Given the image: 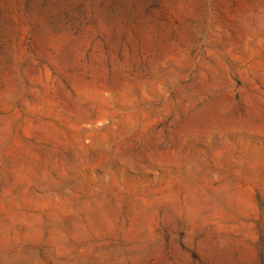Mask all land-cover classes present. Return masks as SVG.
I'll return each instance as SVG.
<instances>
[{
  "label": "rangeland",
  "instance_id": "obj_1",
  "mask_svg": "<svg viewBox=\"0 0 264 264\" xmlns=\"http://www.w3.org/2000/svg\"><path fill=\"white\" fill-rule=\"evenodd\" d=\"M0 264H264V0H0Z\"/></svg>",
  "mask_w": 264,
  "mask_h": 264
}]
</instances>
